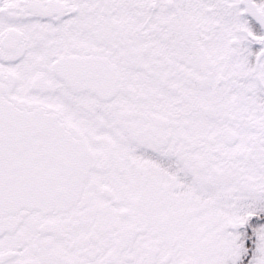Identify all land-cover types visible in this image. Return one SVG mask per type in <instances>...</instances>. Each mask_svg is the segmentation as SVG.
Instances as JSON below:
<instances>
[{"label": "snow or ice", "instance_id": "snow-or-ice-1", "mask_svg": "<svg viewBox=\"0 0 264 264\" xmlns=\"http://www.w3.org/2000/svg\"><path fill=\"white\" fill-rule=\"evenodd\" d=\"M0 264H264V0H0Z\"/></svg>", "mask_w": 264, "mask_h": 264}]
</instances>
